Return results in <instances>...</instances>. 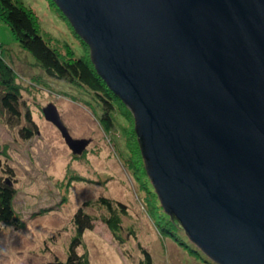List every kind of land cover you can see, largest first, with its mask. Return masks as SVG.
<instances>
[{"label":"water","instance_id":"95a60500","mask_svg":"<svg viewBox=\"0 0 264 264\" xmlns=\"http://www.w3.org/2000/svg\"><path fill=\"white\" fill-rule=\"evenodd\" d=\"M54 2L135 115L165 212L218 264H264V0Z\"/></svg>","mask_w":264,"mask_h":264},{"label":"rangeland","instance_id":"374dc122","mask_svg":"<svg viewBox=\"0 0 264 264\" xmlns=\"http://www.w3.org/2000/svg\"><path fill=\"white\" fill-rule=\"evenodd\" d=\"M21 1L33 11L43 32L59 39L53 46L62 49L68 42L77 56L86 57L88 51L91 55V48L51 0ZM2 53L14 76L22 117L4 108L0 87V160L4 166L0 176L16 189L18 217L16 223H0V264L67 261L76 236L73 218L80 208L98 219L78 249L80 254H89L91 264H145L144 251L151 254L153 264H218L190 238L193 247L161 228L156 207L165 210L146 171L135 115L127 104L116 98L112 114L104 101L83 86L51 78L0 20ZM49 104L58 107L74 139L89 141L83 153L74 152L61 129L46 118L44 109ZM28 113L31 121L25 118ZM109 113L118 121L111 122ZM101 196L129 207L125 223L137 231L136 238L116 241L101 219Z\"/></svg>","mask_w":264,"mask_h":264},{"label":"trees","instance_id":"16d2710c","mask_svg":"<svg viewBox=\"0 0 264 264\" xmlns=\"http://www.w3.org/2000/svg\"><path fill=\"white\" fill-rule=\"evenodd\" d=\"M51 2L56 4L54 0H51ZM0 20L10 26L21 46L32 53L51 78L68 80L70 83L83 86L95 98L104 101L110 111H112V114L114 113L116 108L115 101L118 97L110 91L107 83L96 71L89 51L86 57H80L77 56L75 49L68 42H65L62 49L58 45L53 46L54 42L56 40L59 41V39L52 38L51 34L43 32L33 11L24 5L21 0H0ZM10 69V66L6 65L5 55L3 53L0 54V87L4 108L8 110L9 114L21 119L20 97L15 91L14 76ZM25 116L26 119L31 121L30 113ZM108 116L111 122L114 118L117 120L110 113ZM139 141L144 155L141 139ZM3 167L0 160V169ZM15 196L16 189L13 184L5 180L3 176H0V223H16L18 217L14 209ZM98 201L100 208L104 210L101 219L112 231L116 241L126 243L127 240L137 237V231L125 223V217L129 216V207L124 202L108 196H101ZM156 210L161 228L166 230L174 239L178 238L185 245L189 244L193 247L188 238L182 235L177 218L167 214L165 211L163 212L161 208L156 207ZM73 220L76 236L72 241L70 258L67 261H57L54 264H91L89 254H80L78 249L84 244L85 233L95 229L98 219L85 208H80ZM144 252L146 258L143 262L145 264H153L151 254L147 251Z\"/></svg>","mask_w":264,"mask_h":264}]
</instances>
